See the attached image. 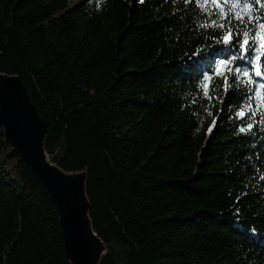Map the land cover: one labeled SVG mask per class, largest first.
<instances>
[{
  "label": "trees",
  "instance_id": "16d2710c",
  "mask_svg": "<svg viewBox=\"0 0 264 264\" xmlns=\"http://www.w3.org/2000/svg\"><path fill=\"white\" fill-rule=\"evenodd\" d=\"M207 7L215 27L192 0H0V72L26 84L51 159L88 172L101 264H264V105L241 121L255 97L216 75L204 97L192 52L228 23ZM232 26L233 43L254 34ZM0 264H70L57 205L2 126Z\"/></svg>",
  "mask_w": 264,
  "mask_h": 264
},
{
  "label": "water",
  "instance_id": "95a60500",
  "mask_svg": "<svg viewBox=\"0 0 264 264\" xmlns=\"http://www.w3.org/2000/svg\"><path fill=\"white\" fill-rule=\"evenodd\" d=\"M0 126L6 142L41 178L54 199L70 264H101L108 249L91 219L88 172L67 171L51 159L46 149L49 129L19 75L0 72Z\"/></svg>",
  "mask_w": 264,
  "mask_h": 264
},
{
  "label": "snow or ice",
  "instance_id": "6c2138e0",
  "mask_svg": "<svg viewBox=\"0 0 264 264\" xmlns=\"http://www.w3.org/2000/svg\"><path fill=\"white\" fill-rule=\"evenodd\" d=\"M96 2L99 5L101 0H96ZM139 2L143 3L144 0H139ZM184 3H189V0H184ZM209 4L213 6L214 10H218V18L226 20L228 23L227 25L219 24V29L223 30L222 34L216 32L212 34L215 46H210V51L207 48L194 49L192 55L197 59L190 67L196 71L200 68L202 60L209 65L207 71L200 72L203 77L200 87L203 88V95L209 102L212 100L209 89L212 86L211 77L213 75L222 78L225 93L229 91V85L232 84L234 94L237 91L240 92L241 101H252L254 96L256 100L254 105L241 103L238 105L236 113L241 121L251 120L257 115V111L253 109L258 110L264 105V11H261L264 10V0H192V7L198 6L197 14L202 13L211 18V26L215 27L217 20L214 18V13L209 12L207 7ZM226 5L231 7L226 9ZM229 12H231V18L237 23L247 20L248 26L254 34L250 35V31L247 30L237 31L235 43H233L234 31ZM201 26L207 28L209 24L206 21ZM241 76L245 78L242 88L240 87ZM245 107L248 111H245ZM208 114L212 115V112L209 111ZM218 119L219 117L213 119L208 128L209 133ZM254 127H256L255 123L242 122L239 131L244 133Z\"/></svg>",
  "mask_w": 264,
  "mask_h": 264
}]
</instances>
